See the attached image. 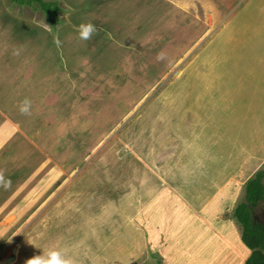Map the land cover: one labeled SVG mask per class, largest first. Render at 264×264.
I'll use <instances>...</instances> for the list:
<instances>
[{"label":"rangeland","instance_id":"374dc122","mask_svg":"<svg viewBox=\"0 0 264 264\" xmlns=\"http://www.w3.org/2000/svg\"><path fill=\"white\" fill-rule=\"evenodd\" d=\"M45 1L59 2L60 22L0 0V175L11 181L0 183V264L49 249L74 264H167L125 247L152 199L151 217L165 199L224 200L264 172V0ZM89 22L96 32L82 41L75 28ZM202 139L212 180L167 179ZM243 148L262 157L238 183ZM254 218L264 220V204ZM241 244L224 259L244 264Z\"/></svg>","mask_w":264,"mask_h":264},{"label":"crops","instance_id":"0c3cea01","mask_svg":"<svg viewBox=\"0 0 264 264\" xmlns=\"http://www.w3.org/2000/svg\"><path fill=\"white\" fill-rule=\"evenodd\" d=\"M261 49L264 52V46L258 51ZM256 64L258 65L259 62H256ZM253 77L254 80L257 81L259 79V73L253 71ZM262 79L263 81L257 87L258 96L261 94L264 95V75L260 73V80ZM259 101L264 102V100L260 99ZM248 108L254 113L253 106H249ZM253 113L251 114V118L257 134L261 132V127L259 125L260 116L258 115L257 121ZM249 116L250 114H248V117ZM247 118L242 119L237 124H242ZM236 128H239V126L236 125ZM241 137L243 138L242 134ZM199 142L205 143L203 145L198 144L194 149L191 146L188 149L186 148L187 150H185V152L187 151L188 153H184L185 157L175 161L177 166H175L173 170L172 167L171 169H169V167L164 170L166 172L162 174L168 175L167 179H169L171 174H174V181L179 183V181L182 180L184 181L183 184H180L182 187L189 185L191 188L197 183L200 185L198 179L209 177L206 175L210 174L211 179L213 171L211 169L210 159L207 157V139H202ZM241 150L244 152L239 151L243 154V160L238 167L240 171H237L238 183L240 179L244 180L242 178L244 175L243 172L248 169L249 166H253V163L258 165L257 161L261 160L262 157V149H260L261 152L257 151L256 153L245 150L244 148ZM230 162L231 160H226L224 163L217 161L218 173H220V171L224 173L226 170H224V165ZM221 165L223 166L221 167ZM254 170L255 169L252 167L251 170H248V173ZM222 172L220 175H223ZM185 180H188V183H186ZM166 181L163 183V186L168 189L171 188V184H167ZM228 181H231V179H228ZM201 185L206 184L201 183ZM206 186V192H210L211 194L212 190H210V185ZM233 186L237 187V190L234 194L228 195L224 200L218 199L211 201V198L208 196L198 197L197 194L191 192L189 199H187L185 194L182 196H175V200L172 201H166L165 199L161 202H166L167 205L170 206L171 209L174 208V210L168 209V206L163 205L167 207L165 208V213H158V216L153 217L150 216L151 213L149 214V212H153L154 210L157 211L158 203L152 199L150 206L152 209L148 211V215L142 216L141 221L138 222L140 226L134 230L130 227V244L128 246L125 245V247H130L131 253L134 255H138V253L142 254L146 251L147 254L151 255L149 251L153 250L152 252L156 256L154 260L159 258V256H164V262L167 264H173L172 260H168V255H171L178 264H237V261L232 262L224 259V257L229 258V256L234 257L236 255L232 246L237 244V241L242 245L240 241V232L238 230L233 238L229 236L232 227L235 225V221L229 216L232 214L231 209L233 211L235 203L242 200L244 196L243 185L235 184ZM166 188H162V190L167 192L168 189ZM221 188L223 189L224 185ZM153 193L156 194L155 192ZM148 203L149 201L142 206V209L147 208L148 206L146 205ZM228 237H230V240ZM233 257H231L232 260ZM18 260L19 259L15 262V259L12 258V260L8 261L6 264H9V262H11V264H18Z\"/></svg>","mask_w":264,"mask_h":264},{"label":"trees","instance_id":"16d2710c","mask_svg":"<svg viewBox=\"0 0 264 264\" xmlns=\"http://www.w3.org/2000/svg\"><path fill=\"white\" fill-rule=\"evenodd\" d=\"M18 6L38 9L48 23L60 22L57 17L59 2L45 0H10ZM264 204V172H256L244 186V199L232 211L233 219L241 228V241L250 255L244 264H264V220L256 221L255 210Z\"/></svg>","mask_w":264,"mask_h":264},{"label":"clouds","instance_id":"9594fccd","mask_svg":"<svg viewBox=\"0 0 264 264\" xmlns=\"http://www.w3.org/2000/svg\"><path fill=\"white\" fill-rule=\"evenodd\" d=\"M75 31L78 34V39L87 41L95 34L96 26L90 22L81 23L76 26ZM20 110L22 113L27 112L26 107H22ZM0 183H3L5 187L11 185V181H5L2 175H0ZM25 264H74V261L70 257H67L63 250L49 249L40 255H34L27 259Z\"/></svg>","mask_w":264,"mask_h":264}]
</instances>
